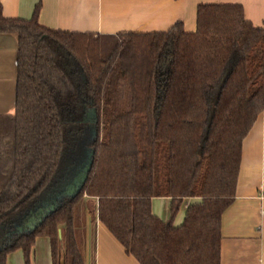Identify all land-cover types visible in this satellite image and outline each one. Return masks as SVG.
Segmentation results:
<instances>
[{"label": "trees", "instance_id": "1", "mask_svg": "<svg viewBox=\"0 0 264 264\" xmlns=\"http://www.w3.org/2000/svg\"><path fill=\"white\" fill-rule=\"evenodd\" d=\"M15 33L12 113L0 114V264L47 236L52 264H86L79 207L99 219L139 264H220V220L233 201L241 144L264 106V29L238 3H199L195 29L115 34L62 31L0 13ZM81 100L82 103L80 102ZM94 111L90 164L78 193L33 230L12 233L48 194L68 119ZM170 197L169 216L152 197ZM179 225L173 219L184 198ZM61 232V238L58 235Z\"/></svg>", "mask_w": 264, "mask_h": 264}, {"label": "crops", "instance_id": "2", "mask_svg": "<svg viewBox=\"0 0 264 264\" xmlns=\"http://www.w3.org/2000/svg\"><path fill=\"white\" fill-rule=\"evenodd\" d=\"M199 3H238L244 17L264 29V0H0V13L7 18L29 19L37 7L38 23L62 31L106 35L164 31L181 21L184 30L191 32ZM16 46L15 33L0 32V114L14 111ZM87 112L94 113L91 108H85ZM44 199L47 203L61 200L55 193ZM170 200L167 196L152 197V214L166 220ZM198 200L184 198L173 224L179 225L186 205ZM85 203L82 198L79 207V247L85 263L139 264L99 219L91 220ZM220 234V264H264V106L242 140L235 196L221 214ZM62 259L60 245L58 261ZM4 264H25L22 249L8 252ZM29 264H52L47 236H35Z\"/></svg>", "mask_w": 264, "mask_h": 264}, {"label": "rangeland", "instance_id": "3", "mask_svg": "<svg viewBox=\"0 0 264 264\" xmlns=\"http://www.w3.org/2000/svg\"><path fill=\"white\" fill-rule=\"evenodd\" d=\"M82 101L80 102L82 103ZM91 113L79 114L77 119L74 117L68 119L65 148L51 186L68 179L76 168L88 162L90 158L89 144L96 132L94 113ZM3 241L5 240H0V243Z\"/></svg>", "mask_w": 264, "mask_h": 264}, {"label": "water", "instance_id": "4", "mask_svg": "<svg viewBox=\"0 0 264 264\" xmlns=\"http://www.w3.org/2000/svg\"><path fill=\"white\" fill-rule=\"evenodd\" d=\"M89 164L90 160H88L87 163L82 164L80 167L76 168L68 179H64V181L59 182L56 186L51 187L48 194H46V192L41 195V197L36 201L33 207L29 208L27 212L23 214L20 221L14 224L11 232L18 234L33 230L38 224L41 223L42 219L58 204L54 202L47 203L44 199L45 196H50V194L55 193V196L60 195L61 200L65 197L75 196L80 190V187L82 186L86 178ZM58 235L60 237V230H58ZM58 264H63V259L61 261H58Z\"/></svg>", "mask_w": 264, "mask_h": 264}]
</instances>
